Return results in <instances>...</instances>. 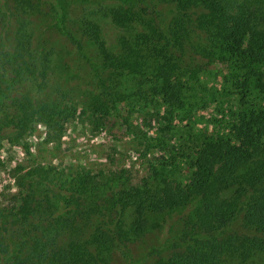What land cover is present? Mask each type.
<instances>
[{
    "label": "trees",
    "instance_id": "trees-1",
    "mask_svg": "<svg viewBox=\"0 0 264 264\" xmlns=\"http://www.w3.org/2000/svg\"><path fill=\"white\" fill-rule=\"evenodd\" d=\"M96 14L124 30L116 52ZM30 17L75 47L89 88L14 93L61 68L46 39L34 42ZM213 103L220 117L202 132L195 112ZM150 111L165 155L137 183L127 169L12 168L0 264H110L115 252L137 264L133 244L152 264H264V0H0V141L17 142L35 119L59 141L79 112L117 134L130 113Z\"/></svg>",
    "mask_w": 264,
    "mask_h": 264
},
{
    "label": "rangeland",
    "instance_id": "rangeland-1",
    "mask_svg": "<svg viewBox=\"0 0 264 264\" xmlns=\"http://www.w3.org/2000/svg\"><path fill=\"white\" fill-rule=\"evenodd\" d=\"M90 7L93 8L94 5ZM95 18L101 27L107 48L116 52L118 38L124 30L101 14H96ZM30 19L32 22L29 28L34 31V42L38 43L46 39L48 45L55 48L53 64L60 63L61 68H56L52 74L50 71L44 79L25 78L14 93H27L33 98H42L52 97L58 93L57 88L59 87L65 90L71 87L89 88L85 78L88 74V66L78 55L75 47L62 34L51 29L40 19L34 17ZM67 68L74 75H71V72L69 74ZM212 79L211 81V78H205L208 86L214 84L220 77L216 76ZM233 102V100H227L221 110L226 111L233 106ZM212 109L215 110V103L207 108H198L195 112L198 115L197 125L202 132L210 130L214 119L220 117L217 113L213 114ZM159 117V112L154 114L151 111L150 114L132 112L128 115L127 122L118 128L119 132L112 134L102 128H96L90 115L79 112L66 123L60 140L51 142L45 140L47 127L44 123L37 119L29 120L27 127L23 129V135L17 142L7 139L0 141V160L4 165L0 167V204L9 201V198L5 199L4 195L11 196L16 191L11 170L18 165L24 166L27 170L32 169L36 164H50L67 171L91 170L96 172L99 169L106 171L127 169L130 182H139L150 172V164L165 155V151L157 146L158 142L155 139L160 124ZM160 216L152 215L151 220L156 223ZM129 219L126 221L128 222ZM165 228L167 232H162L163 236L169 239L178 237L177 215L174 214L168 219ZM157 239V232L154 231L153 241L150 243L154 244ZM129 256L133 262L137 261V264H152L153 262L152 257L146 254L145 248L140 244L130 246ZM126 263L127 261H124L117 252L110 260V264Z\"/></svg>",
    "mask_w": 264,
    "mask_h": 264
}]
</instances>
